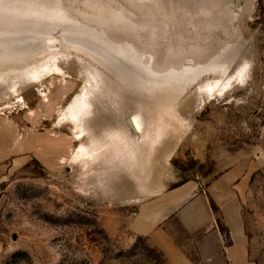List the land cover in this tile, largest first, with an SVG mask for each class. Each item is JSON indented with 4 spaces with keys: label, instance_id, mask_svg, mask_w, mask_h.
Instances as JSON below:
<instances>
[{
    "label": "rangeland",
    "instance_id": "1",
    "mask_svg": "<svg viewBox=\"0 0 264 264\" xmlns=\"http://www.w3.org/2000/svg\"><path fill=\"white\" fill-rule=\"evenodd\" d=\"M148 1L108 5L133 11L135 23L156 24L174 48L183 44L186 54L166 66L123 40L83 42L71 31L0 26V264H164L129 229L143 190L163 180L170 189L189 181L205 189L232 167L242 174L234 198L249 259L264 264V0L227 4L234 26L216 0ZM46 2L61 10L59 0ZM166 23L185 29L165 30ZM207 24L230 31H206ZM29 65L41 71L38 80L28 75L36 70L22 72ZM216 80L224 92L208 93ZM84 89L91 108L77 129L70 107ZM137 114L141 140L129 123ZM124 147L142 163L122 164L115 153Z\"/></svg>",
    "mask_w": 264,
    "mask_h": 264
},
{
    "label": "crops",
    "instance_id": "2",
    "mask_svg": "<svg viewBox=\"0 0 264 264\" xmlns=\"http://www.w3.org/2000/svg\"><path fill=\"white\" fill-rule=\"evenodd\" d=\"M241 175L239 168L232 167L205 189L195 181L174 189L166 180L150 183L130 221L131 233L146 238L167 264H255L249 259L234 198ZM174 222L186 242L178 239Z\"/></svg>",
    "mask_w": 264,
    "mask_h": 264
},
{
    "label": "water",
    "instance_id": "3",
    "mask_svg": "<svg viewBox=\"0 0 264 264\" xmlns=\"http://www.w3.org/2000/svg\"><path fill=\"white\" fill-rule=\"evenodd\" d=\"M139 5L143 4L142 0H135ZM250 4V0H246ZM60 11L51 10L53 4L46 2V0H31V4L28 0H0V26L9 27L7 32L17 33L18 27H29L35 28L36 30L45 32L49 35L60 31V34H65L67 26L74 27H84L87 29L86 33H92L93 29L103 30L108 35L117 39H122L125 42L133 44L136 48L147 52L149 49L150 55L153 56L155 64L160 61L162 64L164 61L168 60V64L173 61V59L182 53L185 49L181 42H179L174 48L173 44L169 41V38H165L163 34H159L158 26L156 24H139L135 23L130 16H134L133 11H125L117 8L109 7L108 3L112 0H59ZM80 2L82 7H88L90 10H79L73 7L74 4ZM150 3L161 4V0H150ZM33 3V4H32ZM234 0H216L217 12H225L227 14L226 23L230 25H235V15L236 12L227 10L229 5L233 4ZM107 4V6H105ZM163 15L170 14L166 12H159ZM208 12L206 11L205 14ZM101 15H110L108 19L100 17ZM173 14L168 17L172 21ZM155 22V20H153ZM133 24L135 28H125L123 25ZM11 27V28H10ZM145 27V28H143ZM206 31L216 30L223 28L229 30V28L224 24L205 25L202 27ZM90 29V30H89ZM165 30H181L185 29L182 24L175 25L166 23L164 26ZM64 31V32H63ZM68 31V30H67ZM29 32V31H28ZM164 32V31H163ZM80 35H85V33H79ZM161 39L162 42H159ZM164 45L167 47L166 54L162 59L156 56V49ZM162 66H166L163 64ZM130 123V122H129Z\"/></svg>",
    "mask_w": 264,
    "mask_h": 264
},
{
    "label": "bare ground",
    "instance_id": "4",
    "mask_svg": "<svg viewBox=\"0 0 264 264\" xmlns=\"http://www.w3.org/2000/svg\"><path fill=\"white\" fill-rule=\"evenodd\" d=\"M47 1V0H46ZM29 2H30V0H29ZM52 3V2H51ZM58 4V3H57ZM55 5V4H54ZM56 8V7H55ZM58 9V8H57ZM51 10H53V9H51ZM60 10V9H59ZM108 16V15H107ZM102 17V16H101ZM109 17V16H108ZM137 21V20H136ZM160 26V25H159ZM122 27H125V28H134L133 26H131V25H123ZM159 28V27H158ZM71 31L72 33H74V32H76L77 34H79V33H85L86 34V30L87 29H85L84 27H81V26H79V27H74L73 26V28L72 27H68L67 26V29L65 30V31ZM90 30V29H89ZM98 31L100 32V31H103V30H100V29H93L91 32L92 33H87V38L83 35V36H81L80 34H79V36H78V38H80V40L81 41H85V40H87V41H91V42H100L101 40H106L107 39V41H117V42H119L120 40H122L121 38L120 39H117V38H114V37H112V38H114V39H110L111 38V36H109L108 34V36L109 37H105L104 36V34L103 33H100L101 35H99L98 34ZM34 32V31H33ZM185 32H186V30H185ZM66 35V34H65ZM67 37V36H66ZM31 38V37H30ZM72 38H74V37H72ZM77 38V37H76ZM106 38V39H105ZM83 39V40H82ZM51 42V41H50ZM102 42V41H101ZM52 43V42H51ZM50 57V56H49ZM52 57V56H51ZM51 57H50V59H51ZM49 59V58H48ZM46 61V60H45ZM49 61V60H48ZM53 61V60H52ZM54 64L55 63H53V65L51 66V67H53L54 66ZM46 66L47 65H42V67L43 68H46ZM56 67V66H55ZM34 68V69H33ZM38 67L36 66V67H32L31 65H29V67L28 66H26V67H23L22 68V72L24 73V74H26V72H27V74L28 73H30V72H32V71H34V70H36L35 72H33V73H31V74H28L29 75V77H32V78H36L37 80L39 79V77H40V75H39V73L41 72H39V69H37ZM50 69V68H49ZM53 69V68H52ZM55 69V68H54ZM53 69V70H54ZM58 69V71H59V68H57ZM9 71H10V69H9ZM8 71V72H9ZM45 71V70H44ZM48 71V70H47ZM50 71V70H49ZM0 72H1V70H0ZM52 72V71H51ZM56 72H57V70H56ZM43 73V72H42ZM56 74V73H55ZM1 76V75H0ZM42 76V75H41ZM235 76V77H234ZM231 78L232 77H234V78H236V80L238 81L239 80V77L240 76H236V75H233V76H230ZM101 78V77H100ZM220 78V77H219ZM97 79V78H96ZM235 80V81H236ZM231 81V80H230ZM226 83V82H225ZM229 84V83H228ZM234 84V83H233ZM226 86V85H225ZM99 87H100V85H99ZM222 86H220V80H216L215 82H212V83H210L209 85H207V92L209 93V92H212V91H215L216 93H218V92H224V89L223 88H221ZM101 89V88H100ZM230 89V88H229ZM229 90H226L225 91V93L226 92H228ZM222 95V94H221ZM95 96V95H94ZM89 98H91L90 97V92H88L87 91V89H84L80 94H79V96H78V98H76L73 102H72V104H71V107H70V110H71V114H70V119H69V121L78 129V128H80L79 126L81 125V123H82V121H81V112H87V111H90V103H89ZM93 98H95V97H93ZM138 115H140V114H137V115H133V116H131L130 117V119H129V122H130V126H131V128H132V130H133V132H134V134L136 135V136H139V139L141 140V136H140V133H143L142 132V130H143V126H142V122L140 121V119H139V117H138ZM141 116V115H140ZM153 128V127H152ZM81 130V129H80ZM76 131V133H77V139H82L83 137H85L84 136V129L82 128V131ZM163 130H164V128L162 129V130H160V131H158L159 132V135L160 134H162V132H163ZM83 132V134H81ZM153 138V135L151 134V135H146L145 137H144V139H145V141H147V140H151ZM116 143L117 144H119V141H116ZM126 148V149H125ZM84 148L83 147H81L80 148V151H78V153L77 154H84ZM87 151V150H86ZM118 153L122 156V160L124 161V163H122V164H129V165H135V164H138L139 162L140 163H142L141 161H142V159L144 158L143 156H140L139 154L137 155L138 157H136L135 155V151H133V150H129V149H127V147H124V148H122L121 150L120 149H118V148H116V153L115 154H117L118 155ZM148 156V155H147ZM149 157V156H148ZM132 159H133V161H132ZM149 161H150V159H149ZM148 161V162H149ZM147 162V163H148Z\"/></svg>",
    "mask_w": 264,
    "mask_h": 264
},
{
    "label": "trees",
    "instance_id": "5",
    "mask_svg": "<svg viewBox=\"0 0 264 264\" xmlns=\"http://www.w3.org/2000/svg\"><path fill=\"white\" fill-rule=\"evenodd\" d=\"M136 247V246H135ZM160 257H161V259H163V262H164V264H165V258H164V256L160 253Z\"/></svg>",
    "mask_w": 264,
    "mask_h": 264
}]
</instances>
